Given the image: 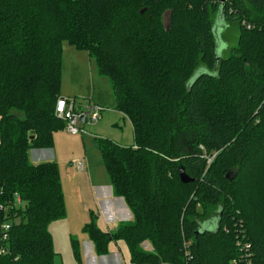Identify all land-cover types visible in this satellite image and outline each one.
<instances>
[{
  "label": "trees",
  "instance_id": "obj_1",
  "mask_svg": "<svg viewBox=\"0 0 264 264\" xmlns=\"http://www.w3.org/2000/svg\"><path fill=\"white\" fill-rule=\"evenodd\" d=\"M219 17L239 28L225 57ZM64 41L95 61L134 131L131 146L94 138L132 216L104 231L90 212L96 255L123 240L133 264H264V207L246 210L234 195L264 174V0H0V204L22 201L9 209L0 264H54L48 226L65 215L61 176L28 152L51 147L64 127L54 112ZM212 218L218 228L202 230ZM71 247L83 264L76 239Z\"/></svg>",
  "mask_w": 264,
  "mask_h": 264
},
{
  "label": "rangeland",
  "instance_id": "obj_2",
  "mask_svg": "<svg viewBox=\"0 0 264 264\" xmlns=\"http://www.w3.org/2000/svg\"><path fill=\"white\" fill-rule=\"evenodd\" d=\"M162 16L163 21L167 24L169 20L168 12H164ZM211 16L214 22L216 12L211 13ZM225 23L227 24L223 25V23H220L219 26L217 25L219 30L223 29L220 37L227 44L226 46H228L220 54L221 57H225L229 50L237 44L236 41L239 33L238 23L234 21H226ZM177 30L176 36L183 37L185 30L183 28ZM198 32L197 26L192 33ZM217 43L219 46V42ZM90 64L91 70L85 64H83V67L79 65L74 69L73 81L68 79L66 86L69 88L76 86V92L62 96V98L73 99L75 96V102L80 104L87 100L86 94L92 90V92L100 94L103 101L107 100L106 104H102L106 107V112L103 114V119L99 120V130H95V124H87L84 132L73 134L77 135V137L73 136L72 133H65L66 135L62 137V146L57 147L58 150L54 162L58 164L66 210L63 217L52 221L48 226V230L52 235L56 264H79L75 259L73 247H71V238L76 239L80 244V241L85 239L87 234L84 228L85 224L91 221L90 212H96L98 209V214H102L101 208L103 204H99L98 200L103 199V197L97 196L96 188L109 187V176L106 173L104 161L102 160L98 146L95 145L94 138L98 136L111 139L121 146H131L134 143V131H132L129 118L112 108L114 106V97L112 89H110L109 80L97 73L95 61L90 60ZM61 77L64 80L62 75ZM103 101L102 103H104ZM109 113L112 114L109 115ZM60 130L64 131L63 129ZM82 158H85L86 166H84L83 170H77L73 162ZM234 195H239L240 202L246 205V210H250L254 205L255 207H264V174L245 180L238 190H235ZM113 197L110 194L109 198L111 201H113ZM97 204L100 205L99 208ZM202 217L208 218L211 215L205 214ZM114 224L116 222L106 227L103 220L99 218V221H97V227L104 231L113 230L115 228ZM146 242L142 243L143 247L149 248L147 250L151 251L152 245ZM116 244L120 246V249L117 250L120 251L125 264H133L124 241L117 240ZM109 245L110 249H113L114 245L111 242ZM248 248V244L243 243V251L245 253ZM96 257L98 264H100L99 259L101 256ZM109 257L106 256L105 259L108 260ZM82 262L83 264L89 263L87 260H82Z\"/></svg>",
  "mask_w": 264,
  "mask_h": 264
},
{
  "label": "crops",
  "instance_id": "obj_3",
  "mask_svg": "<svg viewBox=\"0 0 264 264\" xmlns=\"http://www.w3.org/2000/svg\"><path fill=\"white\" fill-rule=\"evenodd\" d=\"M61 48H62V62H63V64H62V76L64 77V80L61 81V87H60V91H61L60 96L62 97V96H66L68 94H72V93L74 94L76 92V86L71 87V88L66 86L68 79L70 81H73L74 69H76L79 65L82 67H83V64L88 65L89 70H91V67H90L91 66V64H90L91 59L89 58L87 51L82 50V49H76L74 46H72L71 44H69L66 41H64L62 43ZM86 95H87L86 96L87 101H90L93 103L95 102V103H98L101 105L106 104V102H107V100L103 101V98L101 97L100 94H97L96 92H92V90L88 91V93ZM74 98H75V96H74ZM102 101L104 103H102ZM82 103L83 102H81L80 104H77L74 101V105H76V107H80V105H82ZM112 108L115 111H117L118 113H121L120 111L116 110L114 108V106ZM105 112H106V110L103 111L101 119H103L102 117H103V114ZM111 114L112 113H109V115H111ZM109 115H107V116H109ZM130 124H131V122H130ZM131 127H132V125H131ZM94 128H95V130H99V121L95 122ZM65 133H68V132L61 131L60 129L54 131L53 132V145L49 148H39V149L31 148L28 152L30 162L34 163V164H39L40 162H45V161L54 162L55 161L54 159H56L55 156L57 155V150H58L57 147L62 146V144H63V138L62 137L66 135ZM73 136L77 137V135H73ZM82 159H83V161H85V158H82ZM82 159H80V160H82ZM85 166H86V161H85ZM96 189H97V196L103 197V199L98 200L99 204H103L102 208H101L102 214H98V209L96 212L92 211V213L96 215L97 221H99V218H100L101 220H103L106 227H108L110 225H113V223H115V222L117 224L119 222H127V221L131 220L132 216L130 214V211H129L127 205H125V202H123V199L121 197L116 198V196L113 195L112 188H110V185H109V187H106V186L101 187V188L97 187ZM110 194H111V196H114L113 201H111V199L109 198ZM99 207H100V205H98V208ZM122 219H123V221H122ZM116 224H114V226ZM80 242H81L80 246H81V250H82V260H84V261L87 260L89 262L87 264H96V263L98 264V260L96 258L92 259V258L88 257L89 255L94 254L95 252H94V247L92 246V243L88 239L87 235L85 236V239H82ZM112 244L114 245L112 247L113 249H110V247H109V251L106 254L107 257L108 256H110V257L108 258L107 261H104L102 259V257H100V259H99L100 264L101 263H103V264H106V263L107 264H125V261L122 258L120 251L117 250V249H120V246H118L116 244V242H114ZM96 256H98V255H96ZM53 261H54V264H56V261L54 259H53Z\"/></svg>",
  "mask_w": 264,
  "mask_h": 264
},
{
  "label": "built area",
  "instance_id": "obj_4",
  "mask_svg": "<svg viewBox=\"0 0 264 264\" xmlns=\"http://www.w3.org/2000/svg\"><path fill=\"white\" fill-rule=\"evenodd\" d=\"M55 105V115L64 122L63 130L72 134H81L85 131V126L87 124H95V122H98L101 119L103 111L106 109V107L101 104L95 102L93 103L87 100L84 101L82 105H80V107H76V105H74L73 99H64L62 97H59L56 100ZM73 164L77 170H83L85 161H83V159L75 160ZM21 204V198L19 194L16 193L13 206L19 207L21 206ZM13 206H5L0 204V211H3L6 215V219L3 223L0 224V242H4L8 239L9 235L7 234V232L11 228L12 223L16 221L14 220L15 217L13 218L9 216V209H12ZM238 245L240 250H243V243H238ZM5 253H7V249L3 246H0V254ZM100 256L104 261H107L105 259V257L107 256L106 254H102ZM88 257L97 259L95 253L89 255ZM241 260H244V255L242 256ZM246 263H248V261H246Z\"/></svg>",
  "mask_w": 264,
  "mask_h": 264
},
{
  "label": "water",
  "instance_id": "obj_5",
  "mask_svg": "<svg viewBox=\"0 0 264 264\" xmlns=\"http://www.w3.org/2000/svg\"><path fill=\"white\" fill-rule=\"evenodd\" d=\"M212 1H216V2H220V3H223L225 2L226 0H212ZM222 22V17H219V19L217 20L215 26H214V30H215V33H216V36H218V33H219V29H218V26L219 24ZM218 25V26H217ZM220 51V50H219ZM219 51L217 50V52L219 53ZM179 176H180V181L181 182H190L192 181L191 178H189V176L183 171L182 168L179 169ZM216 219L215 218H212L210 220H207L205 222H203L201 224V228L202 230L203 229H206V230H212V229H217V223H216Z\"/></svg>",
  "mask_w": 264,
  "mask_h": 264
}]
</instances>
